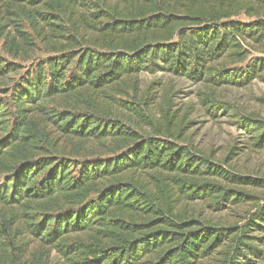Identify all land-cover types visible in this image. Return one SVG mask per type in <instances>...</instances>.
Listing matches in <instances>:
<instances>
[{"label":"trees","instance_id":"obj_1","mask_svg":"<svg viewBox=\"0 0 264 264\" xmlns=\"http://www.w3.org/2000/svg\"><path fill=\"white\" fill-rule=\"evenodd\" d=\"M244 16L246 21L239 20ZM0 264L264 262V180L193 147L140 73L202 83L214 117L264 148V118L220 87L264 83V0H0ZM260 56L251 57V52ZM146 106H148L146 108ZM250 208L233 224L188 215Z\"/></svg>","mask_w":264,"mask_h":264},{"label":"rangeland","instance_id":"obj_2","mask_svg":"<svg viewBox=\"0 0 264 264\" xmlns=\"http://www.w3.org/2000/svg\"><path fill=\"white\" fill-rule=\"evenodd\" d=\"M239 20L246 21L244 16ZM0 39V64L16 63L26 71L37 59L43 58L45 52L36 51L35 58L24 62L13 60L1 50ZM264 49V47H263ZM260 52H251V57L260 56ZM15 74H10L8 85L14 81ZM6 83L0 86V99H4L7 89ZM201 91L208 92L202 83H195L186 78H178L171 74L147 72L140 73L138 77V92L136 102L141 103L146 98V103L151 104L153 115L157 116L160 108L168 106L170 115L175 114L173 120L179 123L183 132L188 137L193 147L210 155L212 160L222 168L243 176L264 180V148L251 147V141L243 131L234 126L232 115L221 113L212 117L200 101L198 95ZM215 97L227 102L232 110L244 113H255L264 118V83L254 80L243 88L220 87L214 90ZM148 106H146L147 108ZM149 108V107H148ZM147 108V109H148ZM158 117V116H157ZM3 176H0V182ZM256 195L260 203H264V189H248ZM222 211H213L204 206L200 201L187 204L188 215L194 219H208L216 224H233L244 215L250 206L231 207ZM255 264H264L262 260H256Z\"/></svg>","mask_w":264,"mask_h":264}]
</instances>
